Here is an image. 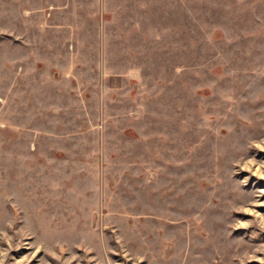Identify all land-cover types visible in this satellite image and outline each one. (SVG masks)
<instances>
[{"label": "rangeland", "instance_id": "374dc122", "mask_svg": "<svg viewBox=\"0 0 264 264\" xmlns=\"http://www.w3.org/2000/svg\"><path fill=\"white\" fill-rule=\"evenodd\" d=\"M0 264H264V0H0Z\"/></svg>", "mask_w": 264, "mask_h": 264}, {"label": "crops", "instance_id": "0c3cea01", "mask_svg": "<svg viewBox=\"0 0 264 264\" xmlns=\"http://www.w3.org/2000/svg\"><path fill=\"white\" fill-rule=\"evenodd\" d=\"M68 121V120H67ZM70 121V120H69ZM68 121V122H69ZM89 133L88 134H91V132L92 131H88ZM39 134V133H38ZM45 134V133H44ZM81 130H74V129H68V128H64V129H62V130H60V132L58 133V134H56V132H51V131H49V132H47V136H55V137H58L59 139H62V141H64V140H67V139H71V138H78V137H81ZM83 136H85V135H83ZM86 137V136H85ZM74 142H76V145H78L79 144V147L80 146H84L85 144H88L89 146H91L92 144H95L96 142H91V141H84V142H86V143H84V142H82V141H75L74 139H71V140H69V142H68V144L69 145H72L71 143H74ZM61 144V143H60ZM83 149H80V152L81 153H85V147H82ZM64 150H67V149H64ZM33 151H36V150H33ZM82 156L84 157V154H82ZM36 158H34L33 160H35Z\"/></svg>", "mask_w": 264, "mask_h": 264}]
</instances>
